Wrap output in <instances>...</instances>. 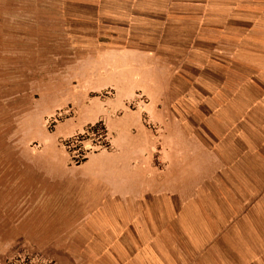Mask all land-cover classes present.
Wrapping results in <instances>:
<instances>
[{
	"label": "crops",
	"instance_id": "1",
	"mask_svg": "<svg viewBox=\"0 0 264 264\" xmlns=\"http://www.w3.org/2000/svg\"><path fill=\"white\" fill-rule=\"evenodd\" d=\"M57 5L67 40L82 48L74 70L87 60V74L111 70L118 83L140 85L144 100L129 106L128 125L121 126L124 159L116 163L139 191L127 205L109 198L97 209L79 208L88 201L78 197L67 202V213L35 211L34 221L18 210V223L0 225L1 234H12L5 242L0 237V258L4 243L10 249L27 234L70 228L54 227V215L66 223L89 218L58 246L68 264H264V0ZM141 85H174L175 95L151 96ZM107 132L109 147L79 165L117 152ZM189 171L190 190L181 193Z\"/></svg>",
	"mask_w": 264,
	"mask_h": 264
},
{
	"label": "rangeland",
	"instance_id": "2",
	"mask_svg": "<svg viewBox=\"0 0 264 264\" xmlns=\"http://www.w3.org/2000/svg\"><path fill=\"white\" fill-rule=\"evenodd\" d=\"M57 7V0H0V225L18 223L20 217H12L18 210L25 221H34L35 211L65 214L67 202L75 203L78 197L88 201L79 208L97 209L113 198L127 205L139 191V183L132 175L128 179V170L116 163L124 159L121 126L128 125L129 106L144 100L136 92L140 85L118 83L111 70L87 74V60L79 71L74 70L71 65L82 60L76 57L82 48L76 49L67 40L68 27ZM141 86L143 93L149 90L151 96L157 93L165 100L175 95L174 85ZM120 109L124 113L116 117ZM98 121L113 135L117 152L76 164L64 143ZM101 135L97 130L75 140L73 155L81 158L104 148L110 135L107 132L106 139ZM183 138L189 145L190 140ZM187 174L190 171L182 176L181 193L190 190ZM263 190L262 186L260 196ZM66 219L53 215L49 220L54 227L70 228L48 237L37 233L20 237L10 247L14 253L4 243L0 263L54 264L52 257L68 264L58 246L64 240L72 241L76 228L89 218L67 223ZM6 231L0 233L3 242L12 236ZM25 248L30 251L26 253Z\"/></svg>",
	"mask_w": 264,
	"mask_h": 264
},
{
	"label": "trees",
	"instance_id": "3",
	"mask_svg": "<svg viewBox=\"0 0 264 264\" xmlns=\"http://www.w3.org/2000/svg\"><path fill=\"white\" fill-rule=\"evenodd\" d=\"M97 130H101V136L102 138L106 139V136H107V129L104 125V123L102 121H98L96 122L95 124L93 125H88L85 129H84V132L83 133H79L77 134L76 136L72 137V138H69L64 144L67 148V151L71 154L72 156V159L75 161L76 164L86 160V156H82L81 158H76L74 155H73V151H75L76 149V145H74L75 143V140H81L84 138L85 135H87L88 133H94L96 132ZM103 147L104 148H108L109 147V142L108 141H104L103 142ZM80 146V145H79Z\"/></svg>",
	"mask_w": 264,
	"mask_h": 264
}]
</instances>
